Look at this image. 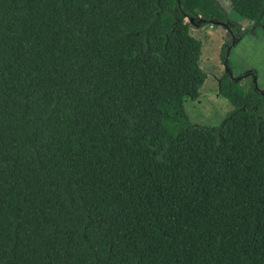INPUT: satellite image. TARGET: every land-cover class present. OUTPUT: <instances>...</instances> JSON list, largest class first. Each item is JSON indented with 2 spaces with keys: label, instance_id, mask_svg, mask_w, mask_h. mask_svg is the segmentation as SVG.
<instances>
[{
  "label": "trees",
  "instance_id": "obj_1",
  "mask_svg": "<svg viewBox=\"0 0 264 264\" xmlns=\"http://www.w3.org/2000/svg\"><path fill=\"white\" fill-rule=\"evenodd\" d=\"M229 2L249 27L218 0H0V264H264V90L224 73L219 125L186 108L188 19L225 24L222 63L264 29Z\"/></svg>",
  "mask_w": 264,
  "mask_h": 264
},
{
  "label": "rangeland",
  "instance_id": "obj_2",
  "mask_svg": "<svg viewBox=\"0 0 264 264\" xmlns=\"http://www.w3.org/2000/svg\"><path fill=\"white\" fill-rule=\"evenodd\" d=\"M229 12L231 20L241 24L244 28L251 25L250 21L235 14L229 0H218ZM156 11L146 12L148 17H153ZM191 32L195 37L204 41L201 66L207 74V80L201 91V96L195 101H187L189 120L193 123L206 126H216L226 117L233 106L218 92L219 79L225 73L221 61V47L228 40V32L222 27H192ZM229 66L232 70V78H244V82L256 85L264 90V29L255 35L248 32L236 46L231 47ZM254 70L257 76L250 74ZM252 78V79H251ZM256 79V83H255Z\"/></svg>",
  "mask_w": 264,
  "mask_h": 264
},
{
  "label": "water",
  "instance_id": "obj_3",
  "mask_svg": "<svg viewBox=\"0 0 264 264\" xmlns=\"http://www.w3.org/2000/svg\"><path fill=\"white\" fill-rule=\"evenodd\" d=\"M188 21L194 26V27H200L202 24H205L207 23V20L203 19L202 17H197V18H189ZM212 26H219V27H222L224 28L225 27V24L224 23H220V22H216V21H210L209 22ZM230 50H231V47L230 49L228 50V53H230ZM224 65V68H225V73L229 74L230 77H233L232 76V70L229 66V61L226 60L224 61L223 63ZM240 78H236V80H239ZM255 83H256V79H255ZM219 85V84H218ZM219 87L220 85L218 86V90H219ZM220 93V91H218ZM263 95H264V91H263Z\"/></svg>",
  "mask_w": 264,
  "mask_h": 264
},
{
  "label": "clouds",
  "instance_id": "obj_4",
  "mask_svg": "<svg viewBox=\"0 0 264 264\" xmlns=\"http://www.w3.org/2000/svg\"><path fill=\"white\" fill-rule=\"evenodd\" d=\"M211 27H214V26L211 25Z\"/></svg>",
  "mask_w": 264,
  "mask_h": 264
}]
</instances>
